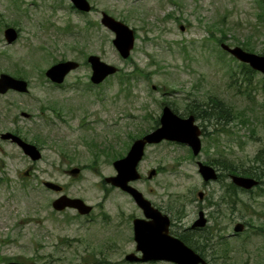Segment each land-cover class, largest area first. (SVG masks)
<instances>
[{"label":"rangeland","instance_id":"1","mask_svg":"<svg viewBox=\"0 0 264 264\" xmlns=\"http://www.w3.org/2000/svg\"><path fill=\"white\" fill-rule=\"evenodd\" d=\"M89 1L94 8L83 13L70 0H0V73L30 84L26 93L0 94V133L19 134L42 150L33 161L0 135V264H176L126 259L136 252L133 219L143 211L104 178L115 175L113 162L155 127L163 105L199 115L196 106L205 111L211 97L231 109V119L198 118L206 130L200 154L175 141L149 144L139 165L143 178L132 185L168 209L174 235L189 232L200 207L207 212L213 230L203 255L210 264H264V164L254 161L264 142V76L241 71L219 45L223 39L263 54V1ZM103 11L136 31L129 57L102 24ZM10 26L19 32L13 43L4 35ZM92 54L120 72L93 84ZM68 59L80 66L61 85L46 77L52 64ZM215 159L238 172L258 166L262 184L238 190L232 204L227 170L206 183L198 172L197 160ZM73 167L81 172L71 174ZM152 169L157 173L148 178ZM44 180L63 185L93 211L53 209L59 193ZM237 222L246 227L235 234Z\"/></svg>","mask_w":264,"mask_h":264},{"label":"water","instance_id":"2","mask_svg":"<svg viewBox=\"0 0 264 264\" xmlns=\"http://www.w3.org/2000/svg\"><path fill=\"white\" fill-rule=\"evenodd\" d=\"M74 5L83 11H90L92 5L88 0H72ZM101 22L116 32V37L113 43L121 50L123 57H128L130 51L134 46L135 35L134 30L124 22L115 19L113 16L103 12ZM5 36L8 42H12L18 36V32L13 27L5 29ZM223 47L231 52L239 60L249 63L254 69L264 72V54H257L243 49L241 46L231 47L223 44ZM88 61L92 67L91 80L94 83H100L108 75L117 71V67L102 61L99 55H89ZM79 66V62L75 60H64L54 63L46 70V75L50 80L61 83L64 81L66 75ZM9 89H15L20 92L28 91V81L23 78L15 77L7 73L0 74V93H5ZM194 115L187 118L176 114L169 106H165L161 116V125L151 132L145 134L143 137L134 140L127 155L123 158L114 161V166L117 174L106 177L105 180L121 189L130 192L137 203L142 207L146 219H135V239L137 241V250L143 254L141 257L135 253H130L126 258L130 261L137 260H170L178 264H208L198 253L187 246L181 239L172 236L169 233L170 220L167 215H164L158 208L152 205L151 201L146 199L142 192L130 185V182L141 178V173L138 170V165L142 160L145 147L147 143H157L163 139L176 140L187 143L198 154L201 150V130L197 124L194 123ZM4 139H11L16 142L23 151L36 160L41 157V151L37 145L25 141L20 136L5 132L1 134ZM200 172L205 180L216 179L217 173L215 169L208 165L199 162ZM79 172L78 168L72 169L73 174ZM156 173L152 170L149 177ZM233 181L246 189L252 188L258 184V180L253 177L242 175H233ZM44 185L55 191H62L63 187L53 181H44ZM200 197L203 194L199 193ZM56 210H63L66 207L76 208L81 214H88L92 210V205L87 204L79 197H70L67 194H62L57 197L53 203ZM206 220L201 213L200 220L195 225L203 226ZM243 224H238L236 230H242Z\"/></svg>","mask_w":264,"mask_h":264},{"label":"trees","instance_id":"3","mask_svg":"<svg viewBox=\"0 0 264 264\" xmlns=\"http://www.w3.org/2000/svg\"><path fill=\"white\" fill-rule=\"evenodd\" d=\"M246 45V43H245ZM242 67L246 70V66L242 65ZM248 69V68H247ZM264 84V82H263ZM249 95L250 92H249ZM212 102L209 108L205 109L204 115H202V112L200 113V116L206 119H217V120H225L229 121L231 117H229L231 110L227 111L224 103L219 100L218 98L214 99L211 98ZM158 124V120L156 121V125ZM255 162L264 164V148H262L258 154L255 157ZM228 171H231L233 167L226 166ZM258 166H249L247 168H244L241 172L244 174H251L256 175L258 177H261L259 174ZM212 233V231H210ZM194 236V237H193ZM180 237L191 247H193L196 251H198L202 256L205 249H207L206 246L209 245L210 236L207 232H204L197 235H190V233H181ZM205 257V256H204Z\"/></svg>","mask_w":264,"mask_h":264},{"label":"flooded vegetation","instance_id":"4","mask_svg":"<svg viewBox=\"0 0 264 264\" xmlns=\"http://www.w3.org/2000/svg\"><path fill=\"white\" fill-rule=\"evenodd\" d=\"M190 113H186L184 116H187V115H189ZM229 178H230V175L228 176ZM220 178V177H219ZM262 182V180H260V183ZM203 198H204V196H203ZM202 198V199H203ZM161 208V210H163V211H165V212H167V208H165V206H161L160 207ZM200 210H203V208L202 207H200L199 208V210H198V213H197V217H195L194 218V220L192 221V223L189 225V227L187 228V229H189V230H191V233H192V235H194V234H200L201 232H203L204 230H206L207 228H206V226L205 225H203V226H200V225H195V223L197 222V221H199L200 220V217H201V211ZM205 212V211H204ZM205 215H206V217H207V220H208V223H209V217H208V215H207V212H205ZM172 216V215H171ZM182 218V217H181ZM171 219H172V222H171V229L173 230V228H172V226L174 225V218H172L171 217ZM194 237V236H193Z\"/></svg>","mask_w":264,"mask_h":264},{"label":"bare ground","instance_id":"5","mask_svg":"<svg viewBox=\"0 0 264 264\" xmlns=\"http://www.w3.org/2000/svg\"><path fill=\"white\" fill-rule=\"evenodd\" d=\"M117 48V47H116ZM118 49V48H117ZM119 52H121V50H119ZM121 54V53H120ZM130 54H131V51H130ZM122 55V54H121Z\"/></svg>","mask_w":264,"mask_h":264}]
</instances>
